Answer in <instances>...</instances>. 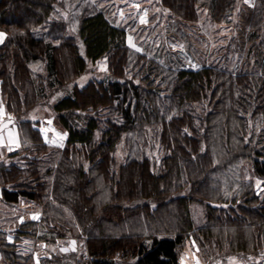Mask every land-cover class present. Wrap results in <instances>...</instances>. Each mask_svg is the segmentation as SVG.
<instances>
[{
    "label": "trees",
    "instance_id": "trees-1",
    "mask_svg": "<svg viewBox=\"0 0 264 264\" xmlns=\"http://www.w3.org/2000/svg\"><path fill=\"white\" fill-rule=\"evenodd\" d=\"M239 1L160 0L176 18L197 21L205 9L215 23H232ZM252 1L242 21L263 56L257 67L236 71L166 65L133 49L126 28L94 6L79 3L70 33L55 17L66 0H0V89L31 150L25 164L0 162L1 198L29 200L42 211L37 221L26 212L13 230L0 226L5 260L30 257L17 251L22 235L82 242L78 252H52L51 264H82L85 248L94 264H180L189 239L207 264L264 259V190L243 171L248 161L264 180V0ZM104 57L113 79L75 85L58 100L65 143L46 145L27 112ZM192 203L205 208L201 223Z\"/></svg>",
    "mask_w": 264,
    "mask_h": 264
},
{
    "label": "rangeland",
    "instance_id": "rangeland-1",
    "mask_svg": "<svg viewBox=\"0 0 264 264\" xmlns=\"http://www.w3.org/2000/svg\"><path fill=\"white\" fill-rule=\"evenodd\" d=\"M252 2V0L239 1L232 23H215L205 9L201 11L199 20L185 21L172 16L170 11L162 6L160 0H66L65 6L58 7L55 17L66 22L68 32L75 33L78 9H80L79 3L80 5L94 6L102 10L112 23L126 28L128 43L133 49L145 52L166 65L176 68L187 64L192 68H198L204 64H217L218 66L229 65V68L241 71L245 68L257 67V62L263 56V50L258 48L248 36L249 28L245 29L243 26V15L247 14ZM5 36L0 31V43ZM42 67L41 62L34 64L36 70ZM93 79H113L108 70L107 58L89 61L85 73L64 86L49 89L39 104L27 112L26 119L33 122L34 128H39L47 144L57 147L63 146L65 143L66 132L56 118L57 113L54 111L53 105L63 96L69 94L75 85L83 86ZM1 110H4L6 114L0 116V137L6 135L5 133L11 127L19 124L14 114L7 110L6 99L0 89V115L3 114ZM11 136L15 137V135ZM11 136L8 137L12 138ZM24 141H20L14 147L0 148V162H5L7 165L15 162L25 164L21 158L27 154V151L31 152V150H28V146H26L29 141ZM116 156L118 162L124 160V141L119 143ZM243 164L245 178L253 180L258 191L264 190V180L253 176L250 162L245 161ZM103 194L107 197L109 192L104 191ZM32 204H35V210L42 214L38 205L35 202ZM204 209L203 205L192 203L191 211L197 223L203 221ZM2 210H7V208L2 206ZM5 212L3 211V214L0 212V216H5ZM110 228L113 233L123 231L114 225H111ZM8 235L7 242H9ZM35 238L36 241L43 239V237L42 239L41 237ZM15 242L16 239L13 244ZM81 243L79 241V247ZM33 247L37 246L34 245ZM194 256L199 259L200 263L207 264L209 261L204 257L195 240L189 239L180 249V262ZM133 259V257H128L126 261L131 263ZM18 261L22 260L19 259ZM32 261L35 264H40L36 260ZM76 262L72 261L71 263L75 264Z\"/></svg>",
    "mask_w": 264,
    "mask_h": 264
},
{
    "label": "crops",
    "instance_id": "crops-1",
    "mask_svg": "<svg viewBox=\"0 0 264 264\" xmlns=\"http://www.w3.org/2000/svg\"><path fill=\"white\" fill-rule=\"evenodd\" d=\"M1 113H3V114H1L0 116L6 114L4 110H1ZM5 134L6 135H3L0 137V148L6 147V146L14 147L18 143H20V141L21 142L23 141V138H22L23 136H21V130H20L19 124H16L13 127H11ZM9 135L10 136L15 135V137L11 136L12 138H10V137H8ZM4 136H7V137H4ZM32 203L33 202H30L29 200H22L21 202H19L17 204L8 205L0 197V212L2 213L3 211H6L5 216H2V217L0 216V226H2L3 228H5L7 230H13V229L17 228V225L20 224V222H19L20 217L23 216V214H25L26 212L32 211L33 209H35V206H34L35 204H32ZM2 206H5L7 208V210H2ZM20 239L21 240H18V242H17L19 245L18 246L19 251H21L20 253H29V255H30V257L26 260L25 264H35L32 261L33 260L32 253L34 250H39V252L41 253V258L39 261L40 264H51V262L46 261L47 259H45V258H47V257L51 258V253L52 252H54V253L58 252V250H59L58 246L61 243H66L65 239H59V238H56L55 242H47L46 240H44L42 238H41L42 239L41 241H36V239H35V240H32L30 242V241H28V239L25 235L20 236ZM34 245H36L37 247H33ZM193 254H194V251H193ZM189 258H190V260H189ZM189 258L187 260H182L180 262V264H203V263H200L199 259L195 256L193 258L192 257H189ZM52 260L54 261V259H52ZM251 260L245 261V260H241L239 258L231 257L226 262L218 261L214 264H248ZM11 261L13 263L15 262L14 259H11ZM71 262L72 261L65 262V263H53L52 262V264H69ZM0 264H11V262L9 263L7 260H5V257L1 251V248H0Z\"/></svg>",
    "mask_w": 264,
    "mask_h": 264
},
{
    "label": "built area",
    "instance_id": "built-area-1",
    "mask_svg": "<svg viewBox=\"0 0 264 264\" xmlns=\"http://www.w3.org/2000/svg\"><path fill=\"white\" fill-rule=\"evenodd\" d=\"M1 190V188H0ZM0 197H1V191H0ZM41 217V214L38 211H31L28 214V219L32 220V221H37L39 220ZM27 219V220H28ZM21 222L26 221V216H22L20 218ZM8 241L10 243H13L15 241V237L12 233H10L8 235ZM61 239V238H59ZM66 240V243H61L58 246V249L62 252H78L79 250V239L76 236H67L64 238ZM33 260L39 262L40 258H41V253L38 250H34L33 251V256H32ZM81 261L82 264H94L92 257L88 251V249L86 248L82 253H81ZM69 264H73V263H69ZM248 264H264V259L263 258H256V259H252Z\"/></svg>",
    "mask_w": 264,
    "mask_h": 264
},
{
    "label": "bare ground",
    "instance_id": "bare-ground-1",
    "mask_svg": "<svg viewBox=\"0 0 264 264\" xmlns=\"http://www.w3.org/2000/svg\"><path fill=\"white\" fill-rule=\"evenodd\" d=\"M3 29V28H2ZM8 35V34H7ZM44 121V120H43ZM42 123V122H41ZM45 123V122H44ZM37 124V123H36ZM52 127V126H51ZM37 129H39V128H37ZM38 131V130H37ZM38 132H40V131H38ZM54 136V135H53ZM43 140V139H42ZM53 141V140H52ZM44 143V142H43ZM46 144V143H45ZM51 144V143H50ZM46 145H48V144H46ZM49 146H51V145H49Z\"/></svg>",
    "mask_w": 264,
    "mask_h": 264
}]
</instances>
